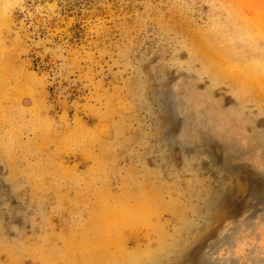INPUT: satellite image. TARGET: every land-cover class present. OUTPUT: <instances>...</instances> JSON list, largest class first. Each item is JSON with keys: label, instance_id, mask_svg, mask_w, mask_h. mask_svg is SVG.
<instances>
[{"label": "rangeland", "instance_id": "374dc122", "mask_svg": "<svg viewBox=\"0 0 264 264\" xmlns=\"http://www.w3.org/2000/svg\"><path fill=\"white\" fill-rule=\"evenodd\" d=\"M0 264H264V0H0Z\"/></svg>", "mask_w": 264, "mask_h": 264}]
</instances>
